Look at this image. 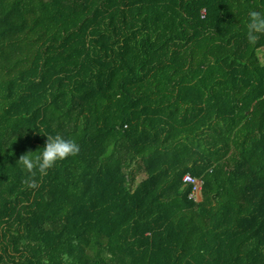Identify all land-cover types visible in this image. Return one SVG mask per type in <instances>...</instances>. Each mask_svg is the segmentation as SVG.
I'll list each match as a JSON object with an SVG mask.
<instances>
[{
  "label": "trees",
  "instance_id": "trees-1",
  "mask_svg": "<svg viewBox=\"0 0 264 264\" xmlns=\"http://www.w3.org/2000/svg\"><path fill=\"white\" fill-rule=\"evenodd\" d=\"M250 11L264 0H0V264H264ZM56 134L76 155L24 170Z\"/></svg>",
  "mask_w": 264,
  "mask_h": 264
},
{
  "label": "clouds",
  "instance_id": "clouds-1",
  "mask_svg": "<svg viewBox=\"0 0 264 264\" xmlns=\"http://www.w3.org/2000/svg\"><path fill=\"white\" fill-rule=\"evenodd\" d=\"M260 34H264V15L250 11L246 24L247 39L255 41ZM43 136L46 139L42 148L27 152L17 160L24 170L31 173L35 169L41 176L46 175L57 162L73 157L78 152V144L72 138L60 134Z\"/></svg>",
  "mask_w": 264,
  "mask_h": 264
},
{
  "label": "built area",
  "instance_id": "built-area-1",
  "mask_svg": "<svg viewBox=\"0 0 264 264\" xmlns=\"http://www.w3.org/2000/svg\"><path fill=\"white\" fill-rule=\"evenodd\" d=\"M182 182L187 185L192 186V192L189 195V198L192 199L195 202H198L200 200V187H201V181L197 178H193L189 175H184L182 178Z\"/></svg>",
  "mask_w": 264,
  "mask_h": 264
},
{
  "label": "rangeland",
  "instance_id": "rangeland-1",
  "mask_svg": "<svg viewBox=\"0 0 264 264\" xmlns=\"http://www.w3.org/2000/svg\"><path fill=\"white\" fill-rule=\"evenodd\" d=\"M142 177V175H139V176H136V178H141ZM137 180V179H136ZM138 181V180H137Z\"/></svg>",
  "mask_w": 264,
  "mask_h": 264
}]
</instances>
